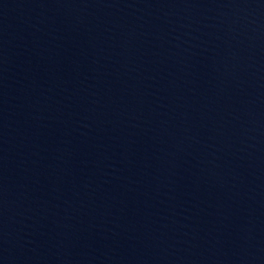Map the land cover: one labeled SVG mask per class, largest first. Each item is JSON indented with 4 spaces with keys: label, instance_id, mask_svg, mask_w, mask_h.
<instances>
[{
    "label": "water",
    "instance_id": "1",
    "mask_svg": "<svg viewBox=\"0 0 264 264\" xmlns=\"http://www.w3.org/2000/svg\"><path fill=\"white\" fill-rule=\"evenodd\" d=\"M0 264H264V0H0Z\"/></svg>",
    "mask_w": 264,
    "mask_h": 264
}]
</instances>
